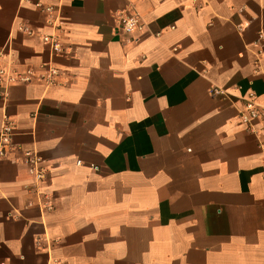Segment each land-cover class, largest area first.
I'll return each mask as SVG.
<instances>
[{"label": "crops", "instance_id": "0c3cea01", "mask_svg": "<svg viewBox=\"0 0 264 264\" xmlns=\"http://www.w3.org/2000/svg\"><path fill=\"white\" fill-rule=\"evenodd\" d=\"M261 34L264 0H0V67L33 72L0 88V129L53 207L9 151L0 264H264V118H238L264 108Z\"/></svg>", "mask_w": 264, "mask_h": 264}, {"label": "built area", "instance_id": "2783aa9c", "mask_svg": "<svg viewBox=\"0 0 264 264\" xmlns=\"http://www.w3.org/2000/svg\"><path fill=\"white\" fill-rule=\"evenodd\" d=\"M49 11L50 9H46ZM143 26L141 25L139 18L136 15H126L119 18V30L122 34L132 35L136 31H141ZM260 39H264V34L260 35ZM44 42L50 44L52 53L61 54L62 47L59 42L52 37H44ZM58 75V70L51 65L44 66V72L41 74L40 79L48 86L55 84V78ZM33 77V72L31 69H27L24 73L20 72H11L7 71L0 67V88L5 89L11 84L21 83L28 84L30 83ZM211 96H226L227 93L224 90L212 88L209 90ZM238 118L240 122L244 125H247L248 130L257 135V131L251 126L252 121L264 118V108L259 107L255 101V94L249 93L246 98L243 99L242 109L239 112ZM14 127L10 120L4 116L3 124L0 129V160L6 156V154L12 149L20 151L24 157V161L27 167L28 175L33 179V184L31 187H26L25 189L31 191L34 190L39 203L41 211H51L52 205L48 201L46 195L39 191V185L46 178V168L45 161L40 158L34 151H25L20 149L18 146L12 144V135ZM259 146L261 149H264V135L258 140ZM78 165L80 162L77 163ZM94 170H97L96 167H92ZM32 203H29L31 206Z\"/></svg>", "mask_w": 264, "mask_h": 264}]
</instances>
